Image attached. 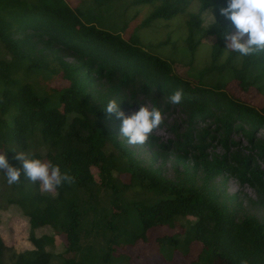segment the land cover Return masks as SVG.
I'll list each match as a JSON object with an SVG mask.
<instances>
[{
    "label": "trees",
    "instance_id": "trees-1",
    "mask_svg": "<svg viewBox=\"0 0 264 264\" xmlns=\"http://www.w3.org/2000/svg\"><path fill=\"white\" fill-rule=\"evenodd\" d=\"M90 1L0 0V152L13 166L14 151H24L73 177L45 192L23 172L13 185L0 172V223L5 212L20 213L33 244L17 251L0 234V264H134L130 248L150 241L159 226L169 228L156 238L167 262L181 251L192 254L190 264H264V220L237 216L224 189L228 176L236 177L255 189L250 203L264 206V138L257 136L264 104L226 90L238 79L243 89L263 92L264 53L240 57L225 49L222 34L235 32L220 13L227 0H121L112 10L117 27L94 13L112 0ZM89 6L98 8H90L92 16ZM209 10L214 21L205 27ZM204 43L208 57L200 63ZM176 90L188 125L183 132L171 127L178 139L172 148L157 144L154 156L165 160L176 148L192 174L172 180L143 163L115 131L122 120L105 107L116 100L121 110L144 95L166 110ZM200 122L206 125L196 128ZM236 127L247 152L229 138ZM58 238L62 249L55 251Z\"/></svg>",
    "mask_w": 264,
    "mask_h": 264
},
{
    "label": "rangeland",
    "instance_id": "rangeland-1",
    "mask_svg": "<svg viewBox=\"0 0 264 264\" xmlns=\"http://www.w3.org/2000/svg\"><path fill=\"white\" fill-rule=\"evenodd\" d=\"M70 1L73 4H78V0ZM89 2L91 1L89 0ZM108 2L111 5L109 9L104 8L102 12L94 13L99 17L98 19H100L103 23L106 24L107 27H109L110 25H112V27H117L118 24L120 25L121 23L118 21V15L113 13L112 10L119 6L121 0H112ZM90 8H98L89 6L85 9L87 14L92 16V10ZM203 19L204 26L208 27L214 21V15L212 10L205 11L203 14ZM166 29L171 30V28ZM179 32V30H176V32H174L173 35L175 38L179 37ZM211 39H205L204 42H210L212 41ZM208 49L209 45L207 43H204L201 46L199 51V57H201L202 59H200V63L206 59L203 57H208ZM66 60L73 62L75 59L72 55H67ZM180 70L183 73L186 72L185 68L183 67H181ZM56 83L59 86L68 85V82L63 81L62 79H58ZM259 84L263 87V92L261 93L257 90V85L245 90L242 88L238 79H231L227 84L226 90L232 96L257 107L258 105L260 106L264 104V81H261V83ZM130 102V104H125L121 108V110L124 111L125 114H131L132 112L138 111L140 106H146L149 109L154 107L152 100H150L144 95H136V98L131 99ZM158 109L161 112L163 122L159 127L153 129V131L149 134V137L146 142L137 145H130L128 143L127 144L130 148L134 150L136 155L143 161L145 165L161 167L164 175L172 180L185 178L187 179L188 175L191 176L192 172H187L188 174H186V169L184 165L180 161H178V154L182 151H178L176 148L172 149V151H167L169 153L167 154L165 160L163 159L165 155H163V157H155L154 152L156 150H159L157 144L164 143L167 147L172 148L174 141L178 139L174 130H178L179 132L185 131L188 125V116L181 106L175 105L173 103H171L168 109L166 110H163L162 108ZM205 125L206 122H200L196 123L195 127L202 128ZM118 126V123L114 122V127L116 128L115 131L120 135V127ZM171 127H174V130H172ZM257 136L264 138V128H261L259 129V131H257ZM153 137L154 139L152 140ZM229 138L231 139V141L238 142L239 145H241L243 148L249 145L246 136L242 133V130L238 129L237 127L231 131ZM152 142L153 144L150 146L149 143ZM215 147L217 152H224V148L222 145L217 144ZM244 151L247 152L248 150L244 148ZM263 160L264 159H260L259 161L262 166H264ZM190 163L192 164V161H190ZM94 172L97 173L98 169L94 168ZM123 177H125V175H123ZM221 180V177L217 179V181ZM224 189L232 197L231 203L237 207V216L241 217L246 213H251L252 215H255L258 218L264 220V206L260 204L250 203L251 199L256 200L258 198L254 188L249 186L247 183H241L236 177L228 176L227 181L225 182ZM5 213L9 215H7L5 219L1 220L0 234L3 237L6 245L10 247H15L17 251L33 248V244L29 239V223L27 219L20 213H15L13 210L7 211ZM41 232L42 230L38 231V234H40ZM168 232L169 228L167 226H159L153 228L150 233L152 237L150 241L144 242L142 239H140V241L135 246L131 247L129 254L132 255V260L134 264H190L191 259H193L192 254L186 258L184 254L181 253V251H176L172 262H167L165 258L161 256V254L159 253L160 251L157 250L156 238ZM62 241V238H58L55 248L51 247L50 249L53 248V250L55 251H60V249H62ZM199 249V245L197 246L195 244L193 247V254L197 255V253L200 251Z\"/></svg>",
    "mask_w": 264,
    "mask_h": 264
},
{
    "label": "clouds",
    "instance_id": "clouds-1",
    "mask_svg": "<svg viewBox=\"0 0 264 264\" xmlns=\"http://www.w3.org/2000/svg\"><path fill=\"white\" fill-rule=\"evenodd\" d=\"M220 13L235 27V32L225 30L222 34L225 49L238 53L240 57L264 53V0H227V6L221 8ZM169 100L173 104L180 103L182 90H176ZM105 110L122 120L120 136L130 145L145 143L153 129L163 122L160 110L155 107L140 106L138 111L125 114L118 109L116 100H110ZM13 159L19 162V167L10 164L4 152H0V172L4 173L9 185L20 182L21 172L26 180L39 182L45 192L73 180L68 173L61 172L59 165L33 158L30 153L14 151Z\"/></svg>",
    "mask_w": 264,
    "mask_h": 264
}]
</instances>
